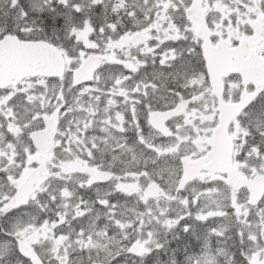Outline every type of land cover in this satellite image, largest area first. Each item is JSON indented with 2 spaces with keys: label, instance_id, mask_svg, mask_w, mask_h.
I'll return each instance as SVG.
<instances>
[{
  "label": "snow or ice",
  "instance_id": "obj_1",
  "mask_svg": "<svg viewBox=\"0 0 264 264\" xmlns=\"http://www.w3.org/2000/svg\"><path fill=\"white\" fill-rule=\"evenodd\" d=\"M0 264H264V0H0Z\"/></svg>",
  "mask_w": 264,
  "mask_h": 264
}]
</instances>
